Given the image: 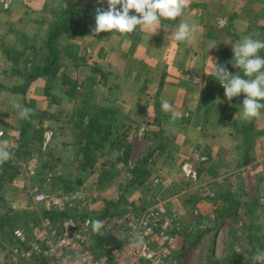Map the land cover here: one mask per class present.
<instances>
[{
  "label": "crops",
  "instance_id": "obj_1",
  "mask_svg": "<svg viewBox=\"0 0 264 264\" xmlns=\"http://www.w3.org/2000/svg\"><path fill=\"white\" fill-rule=\"evenodd\" d=\"M72 2L75 8L83 9L85 15L74 18L69 30L55 42L58 60L54 64L56 85L53 89L57 88V92L56 95L50 92L60 100L63 113L58 108L52 120H38L39 130L61 129V123L59 126L54 125L60 122L57 117L60 114L70 117L73 100L81 97L95 106L92 116L103 114L108 118L109 115H115L117 124L112 127V133L137 130L138 134L144 135L145 142L156 146L150 160L154 163L153 170L165 156L163 151H167L171 145L177 146L178 153L173 155L175 158L172 161L167 159L168 164L156 169L159 174L171 169L173 162L179 164L177 169L181 170L182 164L188 162L184 160H189L193 152L205 150L201 156L206 167V178H203L210 181L215 175L213 172L216 171L214 167H217V163L234 164L245 155L243 135L235 127L244 121L237 115L244 95L233 98L231 102L226 99L223 87L210 73L209 56L225 65L233 75L239 72L230 63L233 60L231 44L248 35L264 40V0H190L182 17L163 21L153 36L138 28L130 34L104 32L94 38L89 36L92 35L91 27L95 25V9L103 7L106 10L107 3L99 4L98 0ZM65 10L64 0H0V132L7 131L15 146L19 141L14 132L19 126L16 124L23 120L27 122L28 119L19 118L13 103L25 107L24 95L26 103L32 102L37 110H46L50 116L54 113L49 111L53 103L44 93L46 77L42 74L21 73L1 52V47L18 52L41 49L48 56L47 50L51 45L47 44V40L51 27L56 22L59 26L67 19ZM181 20L196 23L198 28L188 41L177 43L171 38V32ZM212 42H215V49L210 48ZM220 46L226 47L229 52L224 60L220 58ZM259 55L264 56V50ZM162 97L172 103L175 120L172 119L173 113L161 110ZM90 117H86L87 122ZM69 123L73 128L77 122L73 119ZM253 134V153L249 154H253L256 161L259 156L258 161H261L264 159V116L255 119ZM115 140L116 137L110 135L100 143L103 150L95 151L98 152L97 156L100 155L97 159L110 160V156L114 155L111 148L119 143ZM66 145H63L64 149L68 148ZM28 153L26 163L43 162V156H37L34 150ZM39 167L34 168L38 171ZM28 174L32 172L26 173L27 177ZM21 177L22 173L13 182ZM15 186L18 187L17 184ZM10 187L12 194L5 199L9 212L25 214L23 212H28L30 208L29 200L24 199L11 184L8 191ZM152 189L157 187L152 186ZM198 202L192 205L198 206ZM1 210L0 218L8 217ZM190 217L184 216L182 225L187 224V218ZM3 222L4 219L0 221L1 224ZM13 224L16 227L22 221H14ZM7 229L9 226L0 231ZM3 236L6 239L4 234L1 239ZM2 258L0 254V264Z\"/></svg>",
  "mask_w": 264,
  "mask_h": 264
},
{
  "label": "rangeland",
  "instance_id": "obj_2",
  "mask_svg": "<svg viewBox=\"0 0 264 264\" xmlns=\"http://www.w3.org/2000/svg\"><path fill=\"white\" fill-rule=\"evenodd\" d=\"M30 35H28V38ZM4 49L1 47V52ZM9 52L10 59H13L12 64L21 73L32 74L34 62L39 63V66H35V68L43 67L42 59L34 56L35 51L18 52L11 49ZM30 57L32 59H29ZM51 85L54 87L56 82ZM51 91L56 95L57 88ZM86 92L88 91L86 90ZM56 97L54 96L55 101L49 109V111H54L53 115L58 113V108L63 113L60 100H57ZM73 102L71 114L75 111L77 114H81L82 110L80 109L87 110V114H84L85 116L82 118V125L76 123L72 128V124L69 123L71 120L69 115L60 114V117H57L60 122L54 125L59 126L61 123L60 127L63 130L59 128L51 131L39 130L38 120L44 118L46 120L50 115L46 110L45 112L37 110L35 105L31 103L29 106L33 109V114L27 122L23 120L20 124H16V126H19L14 129L15 135L19 139L16 146L7 131H5L4 136L13 146L9 143L10 149H7L11 153V158L0 164V208L3 215L12 217L15 214V212L11 214L6 206V196L12 194L11 187L9 191L7 190L10 184L13 185L14 190L18 189L21 196L29 200V206H32V210L29 208L28 212H23L25 214H15L20 221L29 220L28 216L30 217V214L33 216L37 213L41 214V210L38 207L35 208L31 202L30 190L33 187L37 186L53 193H69L80 189L83 200L78 204H72L76 206L75 211L80 212V215L87 214V211H90L93 220L103 222L99 232L93 234L92 230L91 237L93 243L97 246V244H100V239H104L106 235L117 230L115 221L123 215L128 206L132 207L136 214L147 207L158 204H162L167 208H183L186 215L191 216V219L187 218L190 224L187 222V224L181 225L180 234L185 245L179 259L183 261V264H221L232 252H235L242 262L253 264L251 258L256 250L258 248L264 249V159L258 161L260 157L257 156L256 161V157L249 154L253 153V138L249 147H242L245 149V155L239 161H235L234 164L222 161L217 163V167H214L216 171L213 172L215 175L209 181L204 179L206 178L204 177L206 167L203 166L205 161L201 160V156L206 152L205 150L193 152L189 160L188 158L184 160V162L188 161L187 163L190 164L186 169L189 171L188 175L181 172L182 168L179 169L180 171L177 169L179 164L176 165V162H173L171 169H166L159 174L157 170L162 167L161 165L168 164L167 159L170 158L172 161L175 158V154L178 153L177 146L171 145L167 151L164 150L165 156H162L155 170H153L154 163L150 160L153 158V149L156 146L145 142L144 135L138 134L139 131L137 130L122 134L121 132L118 134L113 130L115 133L111 131V135L116 137L115 141L120 140L119 143L116 142L117 145L111 148L114 155L110 156V160L101 161V159H97L100 157L99 154L97 156L98 152L95 153L97 150H91L90 155L95 157H93L95 162L92 167L96 166L94 167L95 170L91 172V170H88L91 169L89 167L86 170L79 167L82 158L79 146L85 139L83 130L89 128L86 117L95 116V114L92 116L95 112V106L90 105L81 97L77 100L74 99ZM98 116L100 115L98 114ZM109 118L108 116L107 119ZM103 120L104 118L98 120L100 125L104 123ZM66 123L68 124L67 128ZM85 125L87 127L83 129L82 127H85ZM26 127H28L27 131L24 129ZM51 127L55 128V126ZM23 130L26 132L20 136L18 131ZM34 131L38 135V140H32L33 135L37 136ZM100 136L99 134L98 137ZM76 140L77 145H75ZM65 143H67L68 148L64 149L63 145ZM127 148H129L128 155L123 159V152ZM98 149L103 150L101 147ZM29 150H34V153L39 157L43 156L41 158L43 162L26 163L27 156L30 154L28 153ZM194 154H199V156L195 157ZM146 157L149 159L144 165V169L148 172V179L142 186L134 185L132 184L131 171L138 162L141 165ZM39 165L37 171L36 168ZM240 167H245V169H238ZM15 172L17 175L22 173V177L13 182V179H16L17 176H12ZM30 172L32 174H28L27 177L26 173ZM48 174L52 175L49 181L46 179ZM59 178L66 179L69 185L59 183ZM77 179H80L82 183L75 184ZM154 179L159 181L154 184ZM16 184L18 187L15 186ZM152 186H156L157 189H152ZM71 188L74 190L70 191ZM227 195H232V198L239 205L236 207L233 202L225 204L220 198ZM165 199L169 200L165 201ZM197 202L198 206L192 205L193 203L197 204ZM106 208L109 210L105 212ZM194 210L197 211L196 215L193 214ZM179 221L180 224H183L185 220L181 217ZM1 225L3 226L1 227ZM9 225L12 226L10 221H4L2 224L0 223V229ZM8 233V229L0 231L1 235L7 236ZM1 235L0 254L3 257L5 252L2 248L6 239L4 236L1 239ZM105 241L110 243L111 240L106 239ZM2 262L3 258L1 264Z\"/></svg>",
  "mask_w": 264,
  "mask_h": 264
},
{
  "label": "built area",
  "instance_id": "obj_3",
  "mask_svg": "<svg viewBox=\"0 0 264 264\" xmlns=\"http://www.w3.org/2000/svg\"><path fill=\"white\" fill-rule=\"evenodd\" d=\"M0 141H7L6 148L10 149L2 131ZM189 165L181 167L184 175L189 174ZM51 176L47 175V181ZM158 181L154 179V184ZM30 195L35 208L52 212H66L72 204L83 200L80 189L53 193L36 186ZM184 215L183 208L162 204L137 214L128 206L115 221L117 230L105 236L110 243L100 239L96 246L91 237L92 227L86 223L93 217L81 218L80 212L75 211L54 220L37 213L35 220L22 221L12 229V244L4 253L2 264H183L179 256L185 243L179 219Z\"/></svg>",
  "mask_w": 264,
  "mask_h": 264
},
{
  "label": "clouds",
  "instance_id": "obj_4",
  "mask_svg": "<svg viewBox=\"0 0 264 264\" xmlns=\"http://www.w3.org/2000/svg\"><path fill=\"white\" fill-rule=\"evenodd\" d=\"M107 3V9L97 7L95 9V25L91 27L89 37H95L100 33L125 35L133 33L138 28L144 32L152 33V36L161 27L165 20L174 21L182 17L190 0H98L99 4ZM134 12L135 14H130ZM198 25L181 20L171 32V38L177 42L188 41L194 36ZM87 38V37H86ZM233 60L230 62L233 68L239 70L233 75L225 65L209 56L211 61L210 73L224 89L226 99L231 102L233 98L244 95L242 106L237 115L246 122L264 116V57L260 56L264 50V40L254 38L252 35L243 37L231 44ZM215 49V42L210 44ZM219 103L221 101L217 99ZM13 108L18 110L19 118L29 119L33 109L23 107L19 103H13ZM161 110L165 113L176 114L172 103L161 98ZM236 115V116H237ZM7 141H0V164L11 158V153L6 148ZM94 232H99L103 222L100 220H88ZM253 264H264V249H257L252 256Z\"/></svg>",
  "mask_w": 264,
  "mask_h": 264
},
{
  "label": "trees",
  "instance_id": "obj_5",
  "mask_svg": "<svg viewBox=\"0 0 264 264\" xmlns=\"http://www.w3.org/2000/svg\"><path fill=\"white\" fill-rule=\"evenodd\" d=\"M65 3H66V10L64 11V14L67 15V19L64 21V22H61V25H56L58 24V22L55 23V26L54 27H51V32L49 34V37H48V40H47V44L51 47H48L49 49L47 50L48 51V56H46V54L40 50H33L35 51L34 53V56L37 57V58H41L44 64L43 67H40V68H35V66H39V63L38 62H34L33 63V69H32V72L35 73L36 76L38 75H43L46 77V86L44 87V93H45V96L50 100V103H53L55 101V98L51 95V90L53 89L52 87V83L55 84V76H56V73H55V70H54V64L55 62L58 60V57H57V51L55 50V42L56 40L61 37L65 32H67L70 28V24H72L74 18H79L81 16H84L85 15V11L81 8H78V7H74V4L72 2V0H64ZM60 11H61V8H59ZM69 12H72V13H69ZM70 15V16H69ZM61 16H63V11H61ZM54 44V45H53ZM219 54L221 55L220 58H222L224 60V57H228L229 55V52L227 50L226 47L224 46H220L219 47ZM7 59H9L11 62L13 61V59H10V52L9 50H6L4 49L3 52H2ZM263 56V55H262ZM50 57V58H49ZM32 58V57H31ZM36 76H34L33 78H36ZM24 92V89L21 91V93ZM22 95V94H21ZM23 98V102H24V105L26 107V105L28 106V104H31L32 102H28L26 103V101L24 100L25 97L24 95L22 96ZM28 108H30V106H28ZM82 110V113L81 114H77V112L75 111L73 114H71L70 116V119L71 120H76V122L80 125H82V118L85 116L84 114H87V110L83 111V109H80ZM55 115L53 116H49L47 117L46 119L47 120H52L54 118ZM87 116V115H86ZM105 115L101 114L100 116H93V117H90L88 119L89 121V128L88 129H85L83 130V135L85 136V139L83 140V143H81V145L79 146V151L80 153L82 154V158L80 160V163H79V167L82 169V170H86L87 167L91 168V169H88L89 171L91 170L92 172V169H93V164L95 162V160L93 159V157L90 155V152L91 150L95 149V150H98V148H100V143L101 142H104L106 139L109 138V136L111 135V131H112V127L117 124V119L115 117V115H109V119H107L106 117H104ZM104 118L103 120V124L100 125V122L98 120H100V118ZM255 119L251 122H246V121H242V123H240L239 125H235L236 129L239 130V132L243 135V142H244V147H249L250 143H252V138L254 137V134H253V123H254ZM28 126V125H27ZM84 127V126H83ZM87 126L85 125L84 128H86ZM83 128V129H84ZM26 129V131L28 130V127L24 128ZM102 130V131H101ZM25 130L23 131H19V134L20 136L24 135ZM34 134L37 135L36 131H34ZM99 134L101 135L100 137ZM33 139L32 140H38V135L35 137V135H33L32 137ZM118 141L120 142V140L118 139ZM79 143V144H80ZM91 147H93L91 149ZM94 150V151H95ZM128 150L129 148L125 149V151L123 152V155H122V158L125 159V157L128 155ZM18 154V153H17ZM20 155V154H18ZM122 159V161H123ZM148 157H146L141 165L140 163L138 162L137 164H135V167L132 169L131 173H132V176H133V182L132 184L134 185H137V186H142L145 181L148 179V172L146 171V169H144V165L147 163L148 161ZM83 160V162L81 163V161ZM14 175H17V173L15 172L12 176ZM59 183H61L62 185H69V183L66 181V179L64 178H59ZM82 181L80 179H77L76 180V183L77 185L81 184ZM71 190H74V189H70ZM225 204L226 203H229V202H233L234 205L237 207L239 205V203L234 200L232 198V195H227V196H221L220 198ZM70 211H66V212H55V211H44V210H41V214H44L46 216H49L51 217L52 219L54 220H57L59 219L60 217L64 216V215H68V213L70 214H74L75 213V210H76V206H73L71 207V209H68ZM109 210L108 208H106L105 212ZM235 211V209H234ZM91 212L90 211H87V214H82L80 215L81 218H84V217H92V215L90 214ZM81 214V213H80ZM36 216V215H35ZM35 216H33L32 214H30V217L28 216V219L29 220H26V221H30V220H35ZM4 219V221H12L11 223H14V221H20L19 218L17 217V215H12V217H4V218H0V221H2ZM16 225V223H15ZM13 226H10L12 229H13ZM9 229V233L7 234L6 236V241H5V244L3 246V252H6L8 246H10L12 243H11V232H12V229ZM106 239V238H104ZM108 241H110L109 239H107ZM221 264H246L245 262H242L240 257L235 253V252H232L231 254H229V256L227 258H225V260L221 263Z\"/></svg>",
  "mask_w": 264,
  "mask_h": 264
}]
</instances>
